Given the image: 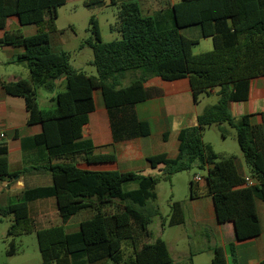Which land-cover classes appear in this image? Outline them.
<instances>
[{
	"label": "trees",
	"instance_id": "1",
	"mask_svg": "<svg viewBox=\"0 0 264 264\" xmlns=\"http://www.w3.org/2000/svg\"><path fill=\"white\" fill-rule=\"evenodd\" d=\"M102 2L85 0V5ZM66 3L67 0H0V30L5 29L11 16L19 17L22 25L38 28L33 36L17 31L0 39V46L25 47L16 62H26L30 72L29 81L4 82L3 87L9 95L25 98L29 125L42 126L35 142L48 150L51 161L60 160L46 167L52 174L51 186L26 189L5 206L0 201L1 218L13 217L7 231V236L13 238L8 255L18 252L14 241L17 237L35 232L29 204L55 197L63 224L36 231L41 264H179L162 238L152 241L150 225L161 214L154 204L160 181L196 165L207 170L205 179L219 222H234L238 241L261 235L256 202L264 201V134L252 125L250 115L234 118L230 104L245 100L250 81L264 77V0H182L171 6L174 26L170 28L144 16L138 3L122 4L117 27L121 39L111 42L102 40L99 23L93 17L94 37L88 45L93 49L96 76L73 68L69 52L53 49L58 10ZM193 26L201 28L204 38H212V51L193 53L200 40L182 33ZM155 77L166 81L188 78L195 103L202 94L219 88L218 102L198 116L196 126L180 131L175 159L166 154L148 158L153 167L164 165L160 175L81 168L85 160L89 164L117 160L115 154H95L89 140L77 141L95 110L94 90L103 91L116 142L146 137L151 134V126L138 118L134 108L149 99L145 84ZM62 78H66L67 88L55 97L56 105L41 108L38 91L55 92ZM125 80L128 85L123 84ZM225 124L236 130L237 142L250 168L249 177L256 181L254 186H245L234 156L220 158L203 139L204 131L213 126H218L226 137ZM168 137L169 133H165V140ZM8 154V145L0 138V184L30 171L12 172ZM135 181L136 189L124 190L126 183ZM112 205L114 212L102 210ZM86 209L95 215L83 221L77 231L69 232L65 223ZM184 223L183 203L175 201L168 224ZM231 253L236 254L235 244H231ZM211 264H227L222 247L214 248Z\"/></svg>",
	"mask_w": 264,
	"mask_h": 264
},
{
	"label": "crops",
	"instance_id": "2",
	"mask_svg": "<svg viewBox=\"0 0 264 264\" xmlns=\"http://www.w3.org/2000/svg\"><path fill=\"white\" fill-rule=\"evenodd\" d=\"M181 1L115 0L116 4L114 5L112 0H103L101 5L108 6L110 4L119 8L122 4L138 3L144 16L156 19L163 28H170L174 26L171 6ZM78 2L85 3V0H67L65 5ZM17 31L28 37L35 35L38 28L36 25H22L19 17L11 16L7 19L5 29L0 30V39L6 33ZM58 32L57 28V32L52 34V46L55 51L60 52L63 50L57 49L53 44V36ZM0 48L3 52L0 65L16 62L17 57L26 51L23 46H0ZM21 79L29 81L30 72L27 71V78L17 75L11 76L8 80L0 78V138L8 145L11 171L18 172L24 169H30V171L21 176L7 179L0 184L2 206L15 200L26 189L51 186L53 184L52 174L46 167L51 163L60 162V160L51 161L48 150L35 142L34 138L42 132V126L29 125V112L25 98L9 95L3 87L4 82H16ZM66 88V78L57 81V89L55 92L49 93L45 103L56 105L55 97L58 93L64 92ZM145 88L149 93V99L136 104L134 109L140 120L149 122L151 134L118 142L113 138L110 113L104 100L103 91L100 88L94 90L95 110L90 114L89 124L84 127L77 141L89 140L95 147V154H115L117 160L115 163L92 164L85 160L80 164L81 168L93 171L119 170L121 172H139L144 175H160L164 165L159 164L153 167L148 158L166 154L170 159H175L179 154L180 131L196 126L198 116L208 106H212L208 105L203 110H199L188 78L166 81L155 77L146 82ZM211 93H215V90ZM37 98L39 103V91ZM230 112L234 118L250 115L252 125L259 128L264 134V77L250 81L247 98L232 102ZM165 133H169L167 140L164 138ZM234 157L238 173L242 177H249L250 168L243 153ZM193 188L194 193L190 192L189 202L183 203L185 223L171 227L169 224L162 223L157 233L152 231L150 225V230L154 234L152 241L162 238L167 243L173 259L179 264H211L213 250L216 247L224 249L227 264H264V201L257 200L256 202L262 227L261 235L238 241L234 222H219L214 199L209 193L206 179L204 178V182L203 179L200 182H196L194 179ZM102 210L108 212L113 210L114 212L115 208L111 209V206H106ZM29 212L35 232L63 224L55 197H46L31 202ZM94 215L95 212L91 209L83 210L71 217L65 226L69 232H75L83 221L91 219ZM10 217L13 220V217ZM3 219L5 218L0 216V220ZM167 227L173 228V231L165 240ZM231 244L236 245L234 256L231 253ZM205 253H207L206 256Z\"/></svg>",
	"mask_w": 264,
	"mask_h": 264
},
{
	"label": "rangeland",
	"instance_id": "3",
	"mask_svg": "<svg viewBox=\"0 0 264 264\" xmlns=\"http://www.w3.org/2000/svg\"><path fill=\"white\" fill-rule=\"evenodd\" d=\"M118 12L119 8L110 4L108 6L100 4L89 7L86 6L84 2H78L60 7L59 18L56 24L59 32L53 36L54 46L59 50L70 53V63L73 68L81 70L88 75L96 76L97 70L93 65V49L88 45V41L94 37L91 20L93 17L97 19L102 40L104 42H111L121 39V35L117 28L119 23ZM182 33L189 38L200 40L199 44L193 49L194 54L213 50L212 38H204L199 26L183 29ZM2 53V49L0 48V58L2 57ZM27 71H29V68L26 62L1 64L0 78L8 80V78L15 75L27 78ZM123 84L128 85L129 81L125 80ZM218 91L219 88L215 89V93L202 94L198 102L199 110H203L208 105L217 104L219 99ZM48 95L49 92L43 89L39 90V104L43 108L55 106L45 103V99ZM223 127L228 131L226 137L222 135L218 126H214L204 131V141L213 145L215 152L220 158L241 155V149L236 138V130L228 124L223 125ZM196 176L202 177L204 182V178L207 176V170L201 169L196 165L192 170L174 174L170 180L160 181L157 186L158 198L154 204L159 207L161 214L155 217L151 224L153 232H159L160 224L162 223L168 225L173 202H189L191 198L190 185ZM137 187L138 182H129L125 184L124 190L131 191ZM12 201L14 200L10 202ZM113 208H115V205L111 206V209ZM111 212H113V210H111ZM11 224V217L0 220V264H41L42 255L39 249L36 232L17 237L14 241L18 247V252L12 256L8 255L7 252L13 241V238L7 236V231ZM169 227L171 226L169 225ZM169 227L166 228L165 240L168 239V235L173 231V228ZM204 255L206 256L207 253Z\"/></svg>",
	"mask_w": 264,
	"mask_h": 264
},
{
	"label": "built area",
	"instance_id": "4",
	"mask_svg": "<svg viewBox=\"0 0 264 264\" xmlns=\"http://www.w3.org/2000/svg\"><path fill=\"white\" fill-rule=\"evenodd\" d=\"M2 138H4V135H2ZM203 178L200 176L195 177L196 182H200ZM256 184V181L251 179L250 177H245V186H254Z\"/></svg>",
	"mask_w": 264,
	"mask_h": 264
}]
</instances>
